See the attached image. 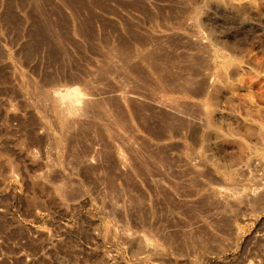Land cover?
<instances>
[{
    "label": "rangeland",
    "instance_id": "rangeland-1",
    "mask_svg": "<svg viewBox=\"0 0 264 264\" xmlns=\"http://www.w3.org/2000/svg\"><path fill=\"white\" fill-rule=\"evenodd\" d=\"M0 264H264V0H0Z\"/></svg>",
    "mask_w": 264,
    "mask_h": 264
},
{
    "label": "bare ground",
    "instance_id": "bare-ground-1",
    "mask_svg": "<svg viewBox=\"0 0 264 264\" xmlns=\"http://www.w3.org/2000/svg\"><path fill=\"white\" fill-rule=\"evenodd\" d=\"M66 95L63 96V93L60 95L59 101L61 108L75 115L81 114L84 111V102L90 100V97H87L85 92L82 93L79 90L71 91V95ZM65 125H67V121H65Z\"/></svg>",
    "mask_w": 264,
    "mask_h": 264
}]
</instances>
